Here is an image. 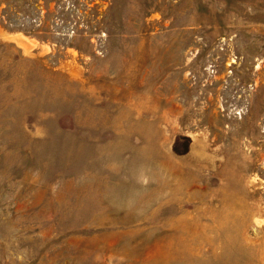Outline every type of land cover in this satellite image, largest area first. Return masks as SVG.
I'll list each match as a JSON object with an SVG mask.
<instances>
[{"label": "rangeland", "instance_id": "rangeland-1", "mask_svg": "<svg viewBox=\"0 0 264 264\" xmlns=\"http://www.w3.org/2000/svg\"><path fill=\"white\" fill-rule=\"evenodd\" d=\"M0 264H264V0H0Z\"/></svg>", "mask_w": 264, "mask_h": 264}]
</instances>
